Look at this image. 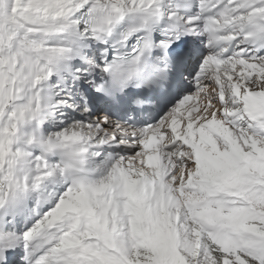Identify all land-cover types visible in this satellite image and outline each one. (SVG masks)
Wrapping results in <instances>:
<instances>
[{
	"label": "snow or ice",
	"instance_id": "snow-or-ice-1",
	"mask_svg": "<svg viewBox=\"0 0 264 264\" xmlns=\"http://www.w3.org/2000/svg\"><path fill=\"white\" fill-rule=\"evenodd\" d=\"M0 264H264V0H0Z\"/></svg>",
	"mask_w": 264,
	"mask_h": 264
}]
</instances>
